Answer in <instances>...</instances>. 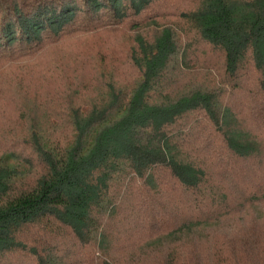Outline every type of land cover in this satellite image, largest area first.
Returning a JSON list of instances; mask_svg holds the SVG:
<instances>
[{"label": "trees", "instance_id": "trees-1", "mask_svg": "<svg viewBox=\"0 0 264 264\" xmlns=\"http://www.w3.org/2000/svg\"><path fill=\"white\" fill-rule=\"evenodd\" d=\"M165 1L0 0V72L62 35L176 17L150 18L133 79L63 124L21 112L0 146V264H264L261 213L218 226L228 201H264V0Z\"/></svg>", "mask_w": 264, "mask_h": 264}, {"label": "rangeland", "instance_id": "rangeland-1", "mask_svg": "<svg viewBox=\"0 0 264 264\" xmlns=\"http://www.w3.org/2000/svg\"><path fill=\"white\" fill-rule=\"evenodd\" d=\"M179 1L166 0L161 4V12L168 13ZM150 16L148 13L127 16L118 24L62 35L56 42H45L36 55L0 72V146L5 142L14 146L20 141L26 128L20 115L28 107H34L39 115L41 111L46 112L49 121L61 125L65 117L55 113L70 106L81 107L87 99L98 95L103 82L111 79L120 85L128 84L136 72L129 60L135 33L143 31L151 19L176 20L173 15ZM243 204L239 209L234 200L228 201L225 208L218 210H232L220 216L218 226L222 233L227 232L230 225L233 228L239 223V226L244 215L248 218L255 212L264 216V201L257 205L260 210Z\"/></svg>", "mask_w": 264, "mask_h": 264}]
</instances>
